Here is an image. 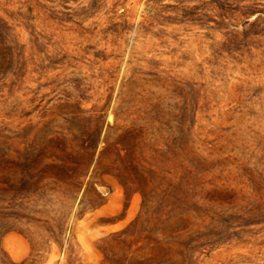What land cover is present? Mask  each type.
Returning <instances> with one entry per match:
<instances>
[{"label":"rangeland","instance_id":"374dc122","mask_svg":"<svg viewBox=\"0 0 264 264\" xmlns=\"http://www.w3.org/2000/svg\"><path fill=\"white\" fill-rule=\"evenodd\" d=\"M0 264H264V0H0Z\"/></svg>","mask_w":264,"mask_h":264}]
</instances>
